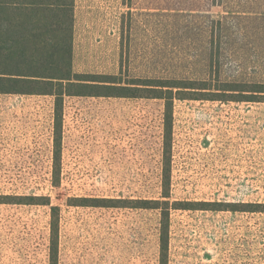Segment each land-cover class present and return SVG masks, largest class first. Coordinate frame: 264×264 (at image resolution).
Masks as SVG:
<instances>
[{
    "label": "rangeland",
    "instance_id": "374dc122",
    "mask_svg": "<svg viewBox=\"0 0 264 264\" xmlns=\"http://www.w3.org/2000/svg\"><path fill=\"white\" fill-rule=\"evenodd\" d=\"M125 2L134 10L124 27L75 28V72L213 91L264 85V0ZM255 100L176 98L168 149L160 99L68 98L58 146L52 97L0 96V197L60 208L58 264H160L166 205L73 206L77 198L200 204L171 208L168 264H264V213L232 210L264 205V95ZM208 203L237 207L202 210ZM50 221L49 206L0 204V264H50Z\"/></svg>",
    "mask_w": 264,
    "mask_h": 264
},
{
    "label": "trees",
    "instance_id": "16d2710c",
    "mask_svg": "<svg viewBox=\"0 0 264 264\" xmlns=\"http://www.w3.org/2000/svg\"><path fill=\"white\" fill-rule=\"evenodd\" d=\"M74 1L0 0V94L52 97L55 142L58 146L61 143L65 122V100L68 98L163 100L167 117L164 128L165 147L168 146L169 149L168 139L172 132L173 106L176 98L253 102L256 101V96L264 95V85L257 84H225L224 87L228 89L213 91L209 83L203 81L142 80L140 84L136 79L124 81L122 75L76 73L74 71ZM224 95L230 96L228 99H223ZM56 162H60L59 156ZM53 176L55 186H59L61 171H54ZM163 178L165 188L163 197L169 198L170 174H164ZM26 200L27 202H6L0 197V204L50 207V264H58L60 208L51 206L48 197H27ZM73 200V206L95 208L161 209V207H149V205H166V209H163L161 224L160 264H168L171 208L200 207V204L195 203H187L185 205L187 207H181L183 204L175 205L178 206L175 207L171 206L169 201L156 200L98 198ZM202 206V210H227L224 208L237 207L227 203H208ZM248 206L250 210H232L264 213V210L259 211L260 208L264 209V205L249 204Z\"/></svg>",
    "mask_w": 264,
    "mask_h": 264
},
{
    "label": "crops",
    "instance_id": "0c3cea01",
    "mask_svg": "<svg viewBox=\"0 0 264 264\" xmlns=\"http://www.w3.org/2000/svg\"><path fill=\"white\" fill-rule=\"evenodd\" d=\"M130 10H134V5L125 2V0H75L74 1V60H75V28L76 27H124L125 12H128ZM223 14L224 15L222 21L226 20L227 18L226 16L229 15V13L224 12ZM210 18L212 22L215 21L213 16H211ZM0 96H16V95L0 94ZM34 97H45V96H34Z\"/></svg>",
    "mask_w": 264,
    "mask_h": 264
}]
</instances>
